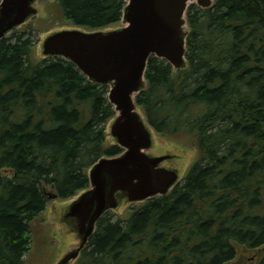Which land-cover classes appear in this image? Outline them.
<instances>
[{
    "label": "trees",
    "instance_id": "16d2710c",
    "mask_svg": "<svg viewBox=\"0 0 264 264\" xmlns=\"http://www.w3.org/2000/svg\"><path fill=\"white\" fill-rule=\"evenodd\" d=\"M125 4L47 0L48 26L0 40V264H28L50 194L74 196L95 160L123 150L106 133L108 87L64 57L37 58L34 30L56 18L114 25ZM187 15L189 67L151 56L137 101L162 137L189 136L196 158L168 195L106 213L76 264H264V0L191 4ZM48 224L43 242L58 255L68 241Z\"/></svg>",
    "mask_w": 264,
    "mask_h": 264
},
{
    "label": "water",
    "instance_id": "95a60500",
    "mask_svg": "<svg viewBox=\"0 0 264 264\" xmlns=\"http://www.w3.org/2000/svg\"><path fill=\"white\" fill-rule=\"evenodd\" d=\"M192 3L211 8L215 0H126L117 25L61 24L40 36L39 58L62 56L91 82L109 88L116 114L107 123V136L125 148L92 163L89 186L74 196L61 200L51 194L47 217L68 241L52 264H76L106 212L123 214L135 203L169 194L183 181L196 150L160 137L137 97L148 87L152 55L165 58L174 71L189 67ZM44 12L40 0H1L0 40Z\"/></svg>",
    "mask_w": 264,
    "mask_h": 264
},
{
    "label": "rangeland",
    "instance_id": "374dc122",
    "mask_svg": "<svg viewBox=\"0 0 264 264\" xmlns=\"http://www.w3.org/2000/svg\"><path fill=\"white\" fill-rule=\"evenodd\" d=\"M50 1V0H49ZM44 3L47 2V0H43ZM51 2V1H50ZM53 3V2H51ZM45 15V12L43 14H40L39 16L35 17L32 21L34 26L36 28L45 26L48 24H43L45 21V18H42V16ZM41 18V19H40ZM54 24H65L66 22L59 20L58 18L53 20ZM50 27V26H49ZM48 28V27H47ZM45 29H40V30H34V34L36 35V40L40 39L42 31H45ZM180 140L181 142L185 143V146H190L192 145V140L189 136H182L181 138L177 139ZM47 191H54L51 187L46 186ZM45 213H43V216H40L37 222L35 223L37 225V230L36 232H33V239H32V244H31V252L27 254L25 257L27 258L28 264H51L55 260L57 253L55 255V252H53L52 245L56 242L55 240H50L47 239L43 242V238L46 237V231L48 229V222L46 217H44ZM44 243V244H43ZM255 260H250V263L246 264H254Z\"/></svg>",
    "mask_w": 264,
    "mask_h": 264
}]
</instances>
